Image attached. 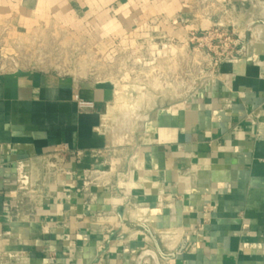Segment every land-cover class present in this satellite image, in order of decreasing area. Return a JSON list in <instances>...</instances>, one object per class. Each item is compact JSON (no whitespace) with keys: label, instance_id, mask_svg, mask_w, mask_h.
Instances as JSON below:
<instances>
[{"label":"crops","instance_id":"crops-1","mask_svg":"<svg viewBox=\"0 0 264 264\" xmlns=\"http://www.w3.org/2000/svg\"><path fill=\"white\" fill-rule=\"evenodd\" d=\"M227 1L246 35L239 62L155 111L124 158L103 124L110 83L0 72V264H153L143 226L171 256L161 264H264V25L257 0ZM204 12L199 0H0V46L60 23L104 46L187 42L213 23ZM85 169H104L105 185L86 189Z\"/></svg>","mask_w":264,"mask_h":264},{"label":"rangeland","instance_id":"rangeland-1","mask_svg":"<svg viewBox=\"0 0 264 264\" xmlns=\"http://www.w3.org/2000/svg\"><path fill=\"white\" fill-rule=\"evenodd\" d=\"M256 4L257 16L264 20V0ZM111 40L109 46L100 45L67 23L52 24L20 36L9 47L0 46V66L38 67L110 83L116 96L103 124L120 159L128 156L146 120L185 100L207 79L212 65L195 42L123 34ZM115 162L108 160L106 168Z\"/></svg>","mask_w":264,"mask_h":264},{"label":"built area","instance_id":"built-area-1","mask_svg":"<svg viewBox=\"0 0 264 264\" xmlns=\"http://www.w3.org/2000/svg\"><path fill=\"white\" fill-rule=\"evenodd\" d=\"M199 4L204 8V19L213 22L210 26L200 25L197 31L190 34L186 44L197 43L195 49L200 51L204 58H210L212 71L209 77L217 74L218 68L223 63L239 62L244 50L245 32L238 30L235 20V8L227 0H199ZM173 41V40H172ZM176 42V41H174ZM214 54V59L211 54ZM10 59H13L9 57ZM22 67H11L10 69L0 66V72L15 71ZM74 100L80 108L91 107L92 103L80 97L79 93H74ZM61 151H69L67 145L60 148ZM77 156L82 153L76 152ZM84 186L89 189L92 185L97 187L105 185L107 172L104 169H85L83 172Z\"/></svg>","mask_w":264,"mask_h":264},{"label":"water","instance_id":"water-1","mask_svg":"<svg viewBox=\"0 0 264 264\" xmlns=\"http://www.w3.org/2000/svg\"><path fill=\"white\" fill-rule=\"evenodd\" d=\"M254 24L255 23H251V25H249V28ZM258 24L264 25V20H259ZM143 228L145 229V231L148 233V235L152 239L156 247V250L155 251L153 250L142 251V257L144 258L145 256H150L153 259V264H161L162 259L169 260L171 256L165 253L164 249L162 248L159 237L154 232H152L147 226H143ZM184 243L185 242L181 243L179 247V251L184 248Z\"/></svg>","mask_w":264,"mask_h":264},{"label":"bare ground","instance_id":"bare-ground-1","mask_svg":"<svg viewBox=\"0 0 264 264\" xmlns=\"http://www.w3.org/2000/svg\"><path fill=\"white\" fill-rule=\"evenodd\" d=\"M125 86H126V85H124V87H125ZM142 90H143V89H142ZM117 91H118V90H117ZM120 91H121V90H120ZM120 91H119V92H120ZM119 92H118V93H119ZM124 92H125V91H124ZM120 96H121V95H120ZM127 114H128V113H127ZM137 116H138V115H137ZM137 118H139V116H138ZM137 118H136V119H137ZM125 119H126V118H125ZM128 119L130 120L129 117H128ZM134 119H135V118H134ZM129 120H128V121H129ZM126 121H127V120H126ZM130 122H131V121H130ZM130 122H129V123H130ZM118 125H119V124H118ZM123 125H124V124H123ZM125 125H126V124H125ZM125 125H124V126H125ZM128 125H129V124H128ZM130 125H131V124H130ZM119 127H120V126H119ZM126 127H127V125H126ZM126 129H127V128H126ZM124 130H125V129H124ZM126 132H127V130H126ZM129 132H130V131H129ZM125 137H126V135H125ZM125 137H124V139H125ZM127 137H128V136H127ZM163 240H164V241H169V240H171V236L165 234V235L163 236Z\"/></svg>","mask_w":264,"mask_h":264}]
</instances>
